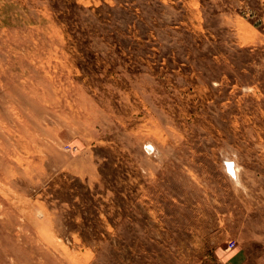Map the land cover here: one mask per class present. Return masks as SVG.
<instances>
[{
  "label": "rangeland",
  "instance_id": "1",
  "mask_svg": "<svg viewBox=\"0 0 264 264\" xmlns=\"http://www.w3.org/2000/svg\"><path fill=\"white\" fill-rule=\"evenodd\" d=\"M0 264H264V0H0Z\"/></svg>",
  "mask_w": 264,
  "mask_h": 264
}]
</instances>
